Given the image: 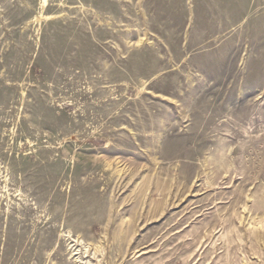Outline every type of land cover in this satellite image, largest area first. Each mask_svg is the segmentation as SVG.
Returning <instances> with one entry per match:
<instances>
[{
  "label": "rangeland",
  "instance_id": "obj_1",
  "mask_svg": "<svg viewBox=\"0 0 264 264\" xmlns=\"http://www.w3.org/2000/svg\"><path fill=\"white\" fill-rule=\"evenodd\" d=\"M0 264H264V0H0Z\"/></svg>",
  "mask_w": 264,
  "mask_h": 264
}]
</instances>
